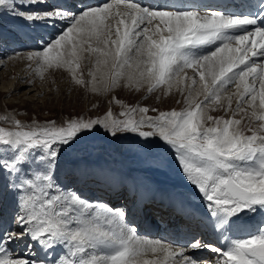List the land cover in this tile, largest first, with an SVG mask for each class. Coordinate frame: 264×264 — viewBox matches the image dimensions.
Wrapping results in <instances>:
<instances>
[{"label":"snow or ice","instance_id":"1","mask_svg":"<svg viewBox=\"0 0 264 264\" xmlns=\"http://www.w3.org/2000/svg\"><path fill=\"white\" fill-rule=\"evenodd\" d=\"M43 2L0 0V8L25 22H66L42 50L28 53L41 78L50 69L64 70L75 85L103 95L121 87H146L148 93L162 88L165 95L176 88L185 107L159 111L114 98L123 109L118 115L109 109L102 118L71 120L63 127L0 116L13 125L0 127V180L17 197L16 228L0 229V264H264V227L242 238L226 235L240 230L242 213L264 212V0L255 14L144 6L135 0H106L78 11L24 10ZM86 59L92 62L87 79L81 67ZM244 105L257 122L247 135L242 119L235 118L249 114ZM221 109L225 116L208 114ZM97 126L113 136L159 137L175 149L184 178L206 201L204 216L210 219L201 223L224 236L226 246L195 235L187 248L145 239L130 226L124 208L62 185L56 169L63 146ZM25 240L31 242L26 247L53 253L61 248L63 254L50 260L15 255L10 246ZM200 249L219 259L201 260L195 255ZM149 252L163 253V260L143 259Z\"/></svg>","mask_w":264,"mask_h":264},{"label":"rangeland","instance_id":"2","mask_svg":"<svg viewBox=\"0 0 264 264\" xmlns=\"http://www.w3.org/2000/svg\"><path fill=\"white\" fill-rule=\"evenodd\" d=\"M135 2H137V0H135ZM30 6L25 7L26 9L24 10L42 13L44 11L53 10L54 7H56L53 3L52 6L46 7L43 6V3ZM113 11H115V9H113ZM2 13L4 15L0 13V23L5 27L9 26L10 29L20 34V36H16V38L20 39L17 40V43L20 45L12 49H7V45H9L8 41L0 37V116H14L25 125H31L33 122L44 125L47 122L54 121L57 127H63L71 120L102 118L109 109L112 110L114 115H118L123 109L120 103L115 102L114 98L125 105L148 107L149 109L155 108L159 111H169L171 109L179 111L185 107L183 103L184 97L176 88H173L170 94L165 95L162 88L157 89L153 93H148L146 87L142 88L140 91L121 87L115 89L110 94L103 95L93 93L81 86L75 85L71 80L70 74L64 70L50 69L45 72L43 78H41L35 71L37 68V61L35 59H28V55H25V57L22 56L24 57L23 59H21L20 56L22 53L42 50L46 43L52 41L62 33L66 27V22L57 20L53 24L51 22L40 23L39 21V28L44 30L43 33L40 32L35 34V24L32 25L31 22H25L23 19L17 21L15 19L16 17L8 15L6 12ZM46 34H48V36H46ZM17 55L19 58H17ZM81 67L85 72V79H87V71L92 67V62L86 59ZM11 71L14 72L13 75H9ZM186 72L188 77L194 75L191 69H187ZM25 74L27 76H24ZM22 77H24L23 81L30 77L27 84L23 85L17 94L11 96L6 95L7 87L11 86L16 81H21L20 79ZM234 89V87L230 86V91L234 92ZM202 98L203 97H200V99ZM177 101H180V103H177ZM235 101L236 97L234 96L233 109H235ZM244 107L248 108L247 105H244ZM248 113V115L238 113L235 116L236 119H242L241 128L245 130L246 135L250 134L246 130L248 126L253 128L257 126V122L250 119L251 108H248ZM157 114V112L152 111L148 113V115L151 116H156ZM208 114L214 117L226 115L222 109L208 111ZM227 116H232V112H228ZM206 125L211 126L212 122L208 121ZM0 127L12 128L13 125L8 122L0 121ZM143 130L149 129L145 128ZM104 155L110 156L114 161L116 160L117 165L119 164V171L129 173L131 168H139L141 169L140 171H148L158 178L163 187L167 185L180 186V188L184 189L186 192L195 193L196 196L200 195L199 197L203 199L196 188L184 178L176 157L175 149L159 137L145 138L139 136L138 133L131 132H121L113 136L109 131L99 126L93 130L82 131L78 139L71 143V146H63L59 167L56 169L60 183L62 185H69L73 189H78L70 185V180H68V183H66L65 180L67 178H72L71 176L76 173L75 170L67 172L66 168L70 167L71 163L80 158H87V160L91 161L90 164L93 165H90V167H97L96 175L101 177L98 168L100 169V163L103 161ZM61 167V170H65L66 172L60 175L59 170ZM92 169L94 168H89L88 172L91 173ZM102 169L101 167V170ZM64 177H66V179H64ZM110 178H112V176H110ZM8 179L12 178L9 177ZM3 185L4 182L0 180V229L9 227L15 229L16 225L12 221L16 215L17 197ZM80 194L82 193L80 192ZM82 197L89 198L88 195L85 197L84 194H82ZM90 198H92V196H90ZM90 200H99V202L106 203L103 199L98 197ZM113 207H115V204ZM244 213H247L246 215L249 214L253 218L251 219L253 221L254 218L259 215L262 222L260 227L264 226V212L257 211L252 213L246 211ZM127 217L132 219L129 215H127ZM195 235L199 236L198 233H195ZM26 241L27 240H25V242H17L10 246L11 249L13 247L14 254L17 256L23 254L30 258L43 259L44 257L39 258V256H43L46 250L40 249L39 246H35L34 248L26 247V244H28V242L30 243V241H27V243ZM22 243L23 246L21 245ZM187 246L188 245H186L185 248H187ZM56 250H60L61 255L63 254L61 248H57ZM51 253L54 254L53 252ZM51 253L47 255L49 260L53 257ZM50 255L52 256L51 258ZM157 255L159 257V254ZM153 256L154 254L149 252L143 259L152 260L154 259Z\"/></svg>","mask_w":264,"mask_h":264},{"label":"bare ground","instance_id":"3","mask_svg":"<svg viewBox=\"0 0 264 264\" xmlns=\"http://www.w3.org/2000/svg\"><path fill=\"white\" fill-rule=\"evenodd\" d=\"M105 2H106V0H95V2H91L89 5H85V6H81L83 4H78V7L80 6L81 7L80 9H83L86 6L95 7V6H100L103 3H105ZM137 2L141 3L144 6H156L158 4H165V5H169V6H173L174 5V6H177V7H186V8H191V9H198L200 11H212V10L216 9V10H224V11H227V12H231L226 7V5L219 4L216 0H137ZM52 3L55 4L56 7L59 6V4L55 3L54 0H44L43 6L44 7L52 6ZM251 3H252V7H250V10H248L249 8H245V6H244L245 3L244 2H241V3L236 2V5L239 6L240 10L232 11V12L242 11V12H245V13L255 14L256 12L259 11L258 5L260 3V0H252ZM62 7H66V4L61 5V8ZM72 9L74 11L80 10V9H76V8H72ZM120 11H124L123 6L120 9ZM2 12H5V10L0 8V13L3 14ZM8 15H11V14H8ZM15 19L17 21L20 20V18H15ZM42 22H46V21H40V23H42ZM38 23H39V21H37L35 23H32V25L35 24L34 25L35 26V28H34L35 29V34L36 33H40V32L43 33V30H44V29L42 30V29L39 28ZM45 28H46V26H45ZM11 30L12 29H10L9 26L5 27L4 25H2L0 23V37L1 38H3V39L7 38V34L5 32H7L9 35L12 34V35H15V36H20V34L17 31L15 32V31H13V30L11 31ZM46 36H48V34H46ZM8 44L9 45H8L7 49H12L13 47H15V44L11 43L10 41H8ZM18 45H20V44H16V46H18ZM40 45H42V44H40ZM214 47L215 46H209V49H213ZM209 49H201V51H206V50H209ZM9 51H11V50H9ZM25 55H28V53H22L20 58L23 59L25 57ZM22 56H24V57H22ZM15 57H16V55H15ZM17 58H19L18 55H17ZM13 74H14V72H12V71L9 72V75H13ZM24 76H27V75L25 74ZM29 78L30 77H28L25 81H23L24 77H22L20 79L21 81H16L11 86H8L7 89H6V95L11 96V95L17 94L19 89H21V87H23V85L27 84V81L29 80ZM234 91H235V89H234ZM90 163H91V161L87 160V158H80V159H77L76 161H74L73 163H71L70 167H68L66 169H67V172L75 170L76 173L78 171L81 172V173H89L88 172L89 168H94L93 166L90 167V165H93V164H90ZM101 163H100V166L104 169V170L103 169L102 170L106 172L107 178H108V176H112V178L109 179L110 180V182H109L110 186H111L112 189H114V193L111 195V201H110L112 207H113L114 204H117L116 203V193H117V190H118V188L120 186L119 184H115L114 182H115V180L117 178H124L129 185L130 184L133 185V186L140 185L142 190H143V192H145V193L147 192V190H149L153 186L159 187L158 189H155L156 191L152 190V191H155L154 193L157 196H160L161 194L165 195L166 191L168 190L167 188L174 189V190L178 191L179 193H183L185 195V203L187 204L188 208H194L195 209V213L204 214L207 211V209L205 207L206 201L204 199L200 198L199 197L200 195L196 196L195 193L193 194L191 192H186L184 189L180 188V186L177 187L175 185H167V186L163 187V186H161V184L159 182V179L156 178L155 176H153L152 174H150L148 171L143 172V171H140L141 169H139V168H131L129 173L128 172L124 173V172L118 170L119 169V166H118L119 164L117 165L116 160L114 161L110 156L109 157L105 156L103 158V161H101ZM62 167L59 170L60 175H61V173H65L66 172L65 170H63V171L61 170ZM95 168L97 169V167H95ZM98 170H99V168H98ZM142 170H144V169H142ZM114 172H115V174H114ZM100 178L104 179V176L102 175V173H101V177ZM64 179H66V177H64ZM64 179H62V180H64ZM68 180H70V178H67L65 182L68 183ZM73 187H76V186H73ZM85 196H87V194ZM90 199H93V196ZM134 212H135V209L131 212V214L129 212H127V215L132 217V219H129V217L126 216V220L131 221V225L130 226H132V223H134L133 227H136L137 230H138V234L141 237L145 238V239L161 240V239H158L156 237L154 229H150L149 231L147 230V231L143 232V231H141V229L139 227L135 226L134 216H133ZM246 214L247 213H244L240 217L241 223H242V221H244L243 225H245L242 233L241 234L236 233L235 230H233L230 233H227L226 235L228 236L229 240L232 239V238L246 237V236L249 235V233H251L250 231H252V232L256 231V229L260 226L259 217H258L259 215L256 216V218H254V221H253V220H251L253 218L249 214L248 215H246ZM206 219H210V217H206ZM201 229H202V227H198L197 224L192 223L190 229L187 231V234L185 236H182V237H178V236L175 237L174 236V237H172V238H170L168 240H162V241L164 243L172 244L173 247H175V248H181V247L185 248V246L189 243V240H192V238L195 235V233H198L199 234V236H197L198 238H202V239H204L206 241H210L212 243V240H211V239H213L212 235L208 234V231H206L205 228L202 229V230ZM215 237H216L217 240H219L221 243H223L226 246L227 241H225L224 236H222L218 232H216L215 233ZM26 243H27V241H26ZM21 245L23 246V243ZM17 246H18V244H17ZM12 249H13V247H12ZM188 251L191 252L190 249H188ZM43 252H42V254H43ZM50 253L51 252H46L45 251L43 256H39V258L45 257L46 255H49ZM157 254H159V257H158ZM54 255L58 257L59 255H61V251L60 250H56L54 252V254H52V256H54ZM195 255L198 258H200L201 260L215 261V259L218 260V258H219L218 254L212 253L209 249L197 250L195 252ZM29 256H31V255H29ZM52 256L50 255V258ZM155 256H157V257H155ZM153 258L162 261L163 260V253H159L158 252V253L154 254ZM168 264H172V262L169 261ZM177 264H178V262H177Z\"/></svg>","mask_w":264,"mask_h":264}]
</instances>
